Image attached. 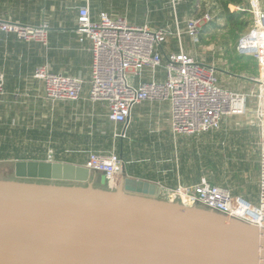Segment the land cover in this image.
<instances>
[{"label":"crops","instance_id":"obj_1","mask_svg":"<svg viewBox=\"0 0 264 264\" xmlns=\"http://www.w3.org/2000/svg\"><path fill=\"white\" fill-rule=\"evenodd\" d=\"M85 4L94 20L106 13L123 17L132 25L152 29L166 26L172 34L162 46L163 53L183 49L196 60L213 65L196 53L201 35L198 42L186 34L180 39L175 35L176 23L183 29L186 19L204 13L195 14L196 2L191 6L189 0L181 1L173 7L170 0H0V18L28 25L46 23L49 27L46 45L0 32V72L4 76V94L0 98V173L12 177L13 165L18 160L84 166L91 151L114 152L122 159L115 187L121 184L124 173L155 184L159 199L165 186L193 185L205 180L258 204L260 128L250 113L229 116L219 129L200 135H175L170 127L167 101L135 105L125 128L107 117L104 103L89 99L90 42H80L75 33L77 8ZM233 6L228 4V9ZM242 6L248 8L247 0ZM43 65L54 73L83 79L80 97L46 100L42 81L32 78L34 70ZM255 68L257 75L242 71L247 68L240 66V71L219 69L218 84L228 91L246 93L257 86L249 77L264 76L257 60ZM165 77L161 67L156 79L164 81ZM150 79V73L145 72L142 80ZM254 104V99L248 101L250 107ZM122 131L125 136L115 135ZM101 174L90 171L91 186L111 190L106 182L96 183L101 181Z\"/></svg>","mask_w":264,"mask_h":264},{"label":"water","instance_id":"obj_2","mask_svg":"<svg viewBox=\"0 0 264 264\" xmlns=\"http://www.w3.org/2000/svg\"><path fill=\"white\" fill-rule=\"evenodd\" d=\"M121 177L107 191L82 165L16 161L0 180V264H264V228Z\"/></svg>","mask_w":264,"mask_h":264},{"label":"built area","instance_id":"obj_3","mask_svg":"<svg viewBox=\"0 0 264 264\" xmlns=\"http://www.w3.org/2000/svg\"><path fill=\"white\" fill-rule=\"evenodd\" d=\"M181 1L170 0L171 6ZM244 6L231 7L235 11L251 14L249 32L236 45L241 56H252L264 72V3L247 0ZM210 11L192 16L184 21V27H175L178 39L186 34L197 42L205 24L212 20ZM48 25H28L11 18H0V32L13 34L19 40L47 44ZM75 33L80 42H90L91 65L88 97L104 103L107 117L126 128L132 108L143 101H167L170 104V127L175 135H200L219 129L224 119L233 115H253L260 128V176L259 203L253 204L229 189L205 180L193 185L178 184L163 187L161 197L169 203L185 208H202L264 228V76L249 77L256 83L246 93L232 92L218 84L216 68L196 60L180 49L163 53L162 46L172 32L166 26L155 29L147 25L128 23L123 17H111L100 13L91 18L88 4L78 6ZM166 73L164 81L156 79L160 68ZM145 72L151 79L142 80ZM32 78L41 80L44 98L50 102L76 100L83 90L84 80L61 73H54L46 65L36 68ZM137 78V81H134ZM4 94V76L0 72V98ZM254 99V107L248 101ZM116 136H125L124 131ZM84 166L90 171L102 173L109 189L115 188L122 159L114 152L88 153Z\"/></svg>","mask_w":264,"mask_h":264},{"label":"rangeland","instance_id":"obj_4","mask_svg":"<svg viewBox=\"0 0 264 264\" xmlns=\"http://www.w3.org/2000/svg\"><path fill=\"white\" fill-rule=\"evenodd\" d=\"M197 3V9L195 14L205 13L210 11L212 14V20L205 24L202 28V31L198 37V47H195L196 53L199 54L202 59L209 63L212 62L213 65L217 68L216 73L218 77L220 72L219 69H230L234 71H240L241 68H247V70H242L253 75H257L256 59L252 56H241L237 54L236 45L238 40L245 34L249 32L251 27V22L245 32H233L231 27L228 25L227 21L223 18H219L218 14L220 13L219 5L215 0H189V4L192 6L193 3ZM236 6V5H234ZM233 6V7H234ZM179 6H177V11ZM235 10V8H230V11ZM235 12V11H234ZM247 12V11H246ZM193 14V13H191ZM193 14V15H195ZM192 16V15H191ZM244 21H249L248 12L245 13V16H242ZM202 33V34H201ZM193 43V42H192ZM175 44V43H174ZM176 45V44H175ZM255 68V69H253ZM253 69V70H252ZM1 171V165H0ZM4 174L0 173V179H6L7 177L3 176ZM11 178V177H8ZM86 185V184H84ZM164 201L162 197L159 198Z\"/></svg>","mask_w":264,"mask_h":264},{"label":"trees","instance_id":"obj_5","mask_svg":"<svg viewBox=\"0 0 264 264\" xmlns=\"http://www.w3.org/2000/svg\"><path fill=\"white\" fill-rule=\"evenodd\" d=\"M218 2L220 13L218 14L219 18H223L227 21L228 25L231 27L233 32H245L250 24L249 21H244L242 16H245L246 11H233L231 12L228 9V4H233L236 6H241L244 3V0H216ZM246 34V33H245ZM10 178L0 179V180H9Z\"/></svg>","mask_w":264,"mask_h":264}]
</instances>
